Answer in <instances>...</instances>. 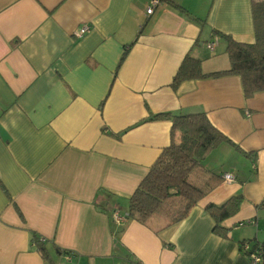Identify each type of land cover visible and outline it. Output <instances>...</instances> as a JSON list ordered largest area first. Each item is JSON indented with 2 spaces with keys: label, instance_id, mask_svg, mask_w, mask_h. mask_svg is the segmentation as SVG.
I'll list each match as a JSON object with an SVG mask.
<instances>
[{
  "label": "crops",
  "instance_id": "1",
  "mask_svg": "<svg viewBox=\"0 0 264 264\" xmlns=\"http://www.w3.org/2000/svg\"><path fill=\"white\" fill-rule=\"evenodd\" d=\"M151 1L0 0V264H63L56 248L76 264H247L239 243L264 242V91L245 97L236 75L170 86L186 54L204 73L228 68L227 38L254 39V0H159L147 14ZM177 111L204 112L251 155L218 145L203 163L234 180L178 223L142 224L127 200L171 126L142 120ZM236 194L221 237L205 208Z\"/></svg>",
  "mask_w": 264,
  "mask_h": 264
},
{
  "label": "trees",
  "instance_id": "2",
  "mask_svg": "<svg viewBox=\"0 0 264 264\" xmlns=\"http://www.w3.org/2000/svg\"><path fill=\"white\" fill-rule=\"evenodd\" d=\"M173 6L182 10L175 4ZM251 8L254 39L252 42H243L227 38L225 52L229 61L228 68L204 73L200 59L186 54L170 86L176 89L186 80L236 75L241 80L245 97L264 91V0H254ZM124 56L125 52L120 62ZM152 120L170 121V142L161 150L128 197L126 217L145 224L152 215L160 214L169 224H175L187 216L198 200L222 182L225 173L220 174L203 163L210 151L226 143L244 155L251 154L243 151L213 126L204 112H149L142 121ZM242 201V195L236 194L205 208L213 221L214 233L221 237L228 236L231 226H226L224 221L236 214ZM30 242L44 258H49L48 248L40 237L33 234ZM242 243L238 246L245 254L247 264L254 252L258 255L256 264H264V242H256L249 249H243ZM56 250L61 254L71 253L60 248Z\"/></svg>",
  "mask_w": 264,
  "mask_h": 264
},
{
  "label": "built area",
  "instance_id": "3",
  "mask_svg": "<svg viewBox=\"0 0 264 264\" xmlns=\"http://www.w3.org/2000/svg\"><path fill=\"white\" fill-rule=\"evenodd\" d=\"M159 3V0H152L151 1V4L150 6L147 8L146 10V13L147 14H150L152 12V8L154 5L158 4ZM89 30V27L88 25H82L80 28L78 29H75L73 32H72V35L74 37H81L82 35H84L86 32H88ZM217 39L216 38H213V40L209 41L206 43V47L210 50V51H213L216 44H217ZM223 179L226 180V181H232L234 180V176H232L231 174L229 173H225L223 175ZM115 218L116 220H122V218L120 216H117L115 215ZM244 223L246 222H242L240 223V225H243ZM42 241L44 240L43 238H40ZM242 248L243 249H249V244L247 242H243L242 243ZM75 259V255L73 253H66V254H63V261L64 263L63 264H76V262L74 261ZM258 262V255L254 252L250 255V263L249 264H256Z\"/></svg>",
  "mask_w": 264,
  "mask_h": 264
}]
</instances>
